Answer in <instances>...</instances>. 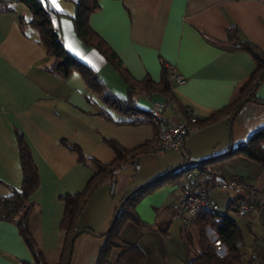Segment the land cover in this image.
I'll list each match as a JSON object with an SVG mask.
<instances>
[{
    "label": "crops",
    "instance_id": "crops-1",
    "mask_svg": "<svg viewBox=\"0 0 264 264\" xmlns=\"http://www.w3.org/2000/svg\"><path fill=\"white\" fill-rule=\"evenodd\" d=\"M46 1L60 13L54 18V27L65 48L96 71L106 84V92L127 99L130 86L118 67L77 34L72 18L74 0ZM98 2L99 7L89 16L90 27L116 53L121 69L132 80L158 83L166 66L175 67L186 77L181 84L168 77L176 107L163 92L141 85L134 89L136 105L153 110L155 101L165 102L161 118L163 123L172 124L195 111L198 125L186 137L181 151L171 149L157 156L158 126L129 123L132 117L106 102V92L96 93L79 71L65 79L48 71L46 49L38 33L23 28L19 21L21 15L30 16L29 9L19 2L13 11H0V202L22 187V137L39 172V185L30 196L31 238L48 264H60L64 248L66 231L61 222L66 205L62 196L83 190L96 171L90 161L80 160L78 150L71 145L104 163L116 157L108 140L127 148L144 143L152 146L139 157L137 171L133 170L135 165L127 164L115 176L108 175L84 205L76 228L102 233L110 227L127 192L188 161L223 153L264 125V103L253 100L246 101L233 118L221 115L211 119L238 98L257 68L253 55L233 43L249 41L264 50V0ZM256 96L264 100V79ZM210 167L220 180L239 178L264 192L263 163L235 155ZM181 190L178 184H166L146 195L136 210L147 226L132 221L123 226L121 236L144 252L143 264H186L199 250L197 223L185 227L174 218V204ZM216 190L218 193L212 194L220 211L235 219L243 231V264L264 258V206L242 213L231 206L239 194ZM208 231L212 241L216 230ZM102 242L103 237L80 234L70 264H96ZM119 253L120 249H114L111 260ZM33 261L17 221L0 217V264Z\"/></svg>",
    "mask_w": 264,
    "mask_h": 264
},
{
    "label": "trees",
    "instance_id": "trees-1",
    "mask_svg": "<svg viewBox=\"0 0 264 264\" xmlns=\"http://www.w3.org/2000/svg\"><path fill=\"white\" fill-rule=\"evenodd\" d=\"M23 3L30 11V16L21 15L19 18L23 28H30L38 33L40 42L46 49L45 68L63 79L67 78L73 71H79L86 83L99 94L106 92V84L99 78L96 71L88 64L71 54L64 46L60 32L54 27V18L60 13L56 11L46 0H0V11H13L15 3ZM75 14L72 16L77 34L88 45L97 48L110 62H112L130 86L128 98L123 100L116 97L111 92L104 95L105 101L111 106L121 109L132 117L129 123H153L160 127L164 124L161 117H155L153 110H144L136 105L133 93L136 85H141L145 89L163 92L168 97V101L177 104L174 93L170 90L168 77H170L169 67H165L163 78L158 83L151 80L138 82L132 80L128 73L121 69V63L117 59L116 53L112 51L106 42L90 27L89 16L99 7L98 0H74ZM234 47L244 48L248 50L254 57L257 68L251 76L250 80L240 91L238 98L228 107L220 110L219 113L212 115L214 120L216 116L230 115L232 118L238 113L244 99L264 103V100L256 96V90L264 79V50L249 41L239 40L233 43ZM244 102V103H243ZM198 125V123H197ZM21 136V135H20ZM110 146L114 149L116 157L112 162L104 163L94 158H88L80 147L71 145L74 150H78L80 160L82 162L90 161L96 168L95 174L92 176L86 187L75 193L62 196L65 201L66 209L61 222L62 228L66 231L64 248L60 260V264H66L67 253L70 245L72 234L79 230L76 223L81 211L88 201L92 192L99 184L110 174L115 176L127 164L135 165V170L139 168V157L147 150L152 148L149 143H144L133 148H127L114 140H108ZM264 125L254 131L249 138L234 146L231 145L227 151L210 157L191 160L186 162L191 168H196L201 173L209 175L212 173V164L224 160L226 158L243 155L250 159L256 160L264 164ZM153 145V144H152ZM20 159L23 169V183L19 190H13L12 193L4 197L0 202V217L9 220H16L20 233L33 255V262L25 264H48L43 251L31 238V230L29 224V213L33 207L30 196L39 185V172L34 162L32 153L24 142L22 137L19 138ZM154 149V147H153ZM185 165V164H184ZM188 169L183 165L169 169L154 178L150 179L144 185L136 187L127 192L121 199L110 224V227L102 233H96L97 236L103 237V242L99 248L96 264H143L146 256L144 252L134 243L125 240L121 236L122 228L126 222L132 221L140 226H147L137 213L136 206L139 201L146 195L159 189L166 184H178L183 188L186 182V174ZM116 184L113 180L112 190ZM241 197L231 201V206L240 212L239 201ZM197 223L200 235V247L195 253V257L186 264H243L245 246V238L243 231L237 221L225 213L219 212H203L194 220ZM193 222V223H194ZM208 227L216 230L218 236L223 242V246L218 247L213 244L208 236ZM89 229V228H87ZM86 230V229H85ZM84 233V232H83ZM114 249H120L117 258L112 261L111 254Z\"/></svg>",
    "mask_w": 264,
    "mask_h": 264
},
{
    "label": "built area",
    "instance_id": "built-area-1",
    "mask_svg": "<svg viewBox=\"0 0 264 264\" xmlns=\"http://www.w3.org/2000/svg\"><path fill=\"white\" fill-rule=\"evenodd\" d=\"M170 79L178 83H184L186 77L179 73L175 67L169 66ZM176 107L175 103H171ZM155 117H161L166 103L155 101ZM198 117L195 111L190 112L189 116L176 123H164L160 125L157 132L155 151L163 153L167 150H182L184 141L188 134L197 129ZM188 169L186 174L185 186L174 204V218L183 226H191L198 215L203 212H219V203L213 196V190L221 189L227 192H235L241 197L239 209L242 213H250L264 206V192L254 188L246 181L239 178L220 180L213 175L199 172L196 168H191L190 164L183 165ZM215 246H223L221 238L218 236L212 240ZM251 264H264V258H254Z\"/></svg>",
    "mask_w": 264,
    "mask_h": 264
},
{
    "label": "water",
    "instance_id": "water-1",
    "mask_svg": "<svg viewBox=\"0 0 264 264\" xmlns=\"http://www.w3.org/2000/svg\"><path fill=\"white\" fill-rule=\"evenodd\" d=\"M249 100H250V98H246V99H244V102L249 101ZM83 232H87V233H90L92 235H97L91 229H86V230L85 229H79V230L75 231L72 234L71 239H70V245H69V249H68V253H67V261H66V264H70V261H71V258H72V252H73L74 242H75L76 238L80 234H82Z\"/></svg>",
    "mask_w": 264,
    "mask_h": 264
},
{
    "label": "rangeland",
    "instance_id": "rangeland-1",
    "mask_svg": "<svg viewBox=\"0 0 264 264\" xmlns=\"http://www.w3.org/2000/svg\"><path fill=\"white\" fill-rule=\"evenodd\" d=\"M155 154H156L157 156H158V155H160L158 152H155ZM130 167H131V166H129V168H130ZM133 170H134V171H136V170H135V167H134V169H133ZM213 192H216V193H218V190H216V189H215V191L213 190ZM193 224H195V222H194V223H192V225H193ZM192 225H191V226H192ZM185 227H186V226H185ZM189 229H190V227H189ZM208 230H213V229H212V228H211V229H210V228H208ZM208 233H210V231H208ZM214 233H215V234L213 235V238H215V237L217 236V232H216V231H214Z\"/></svg>",
    "mask_w": 264,
    "mask_h": 264
},
{
    "label": "snow or ice",
    "instance_id": "snow-or-ice-1",
    "mask_svg": "<svg viewBox=\"0 0 264 264\" xmlns=\"http://www.w3.org/2000/svg\"><path fill=\"white\" fill-rule=\"evenodd\" d=\"M53 3H55V0H53Z\"/></svg>",
    "mask_w": 264,
    "mask_h": 264
}]
</instances>
